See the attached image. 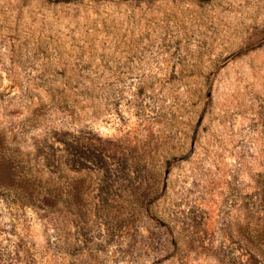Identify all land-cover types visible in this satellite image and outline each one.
<instances>
[{
    "label": "rangeland",
    "instance_id": "obj_1",
    "mask_svg": "<svg viewBox=\"0 0 264 264\" xmlns=\"http://www.w3.org/2000/svg\"><path fill=\"white\" fill-rule=\"evenodd\" d=\"M2 160L0 264H264V0H0Z\"/></svg>",
    "mask_w": 264,
    "mask_h": 264
},
{
    "label": "trees",
    "instance_id": "obj_2",
    "mask_svg": "<svg viewBox=\"0 0 264 264\" xmlns=\"http://www.w3.org/2000/svg\"><path fill=\"white\" fill-rule=\"evenodd\" d=\"M5 165L6 161L2 160V162L0 163V186L9 187V183L7 181L8 167H6Z\"/></svg>",
    "mask_w": 264,
    "mask_h": 264
}]
</instances>
